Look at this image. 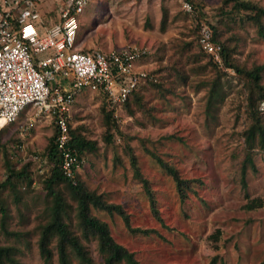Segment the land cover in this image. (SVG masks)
I'll use <instances>...</instances> for the list:
<instances>
[{"label":"rangeland","instance_id":"1","mask_svg":"<svg viewBox=\"0 0 264 264\" xmlns=\"http://www.w3.org/2000/svg\"><path fill=\"white\" fill-rule=\"evenodd\" d=\"M256 1L264 5V0ZM36 2L42 11L52 9L47 15L56 10L55 0ZM191 2L192 12L184 10L179 0H89L79 14L76 48L142 46L147 53L137 64L152 73L146 78L155 76L161 86H153L145 78L139 87L141 107L131 104L128 111L117 106L114 113L120 134L113 132L107 144L101 135L100 97L94 90L75 95L68 112L70 126L81 124V131L97 146L83 154L77 176L127 214L129 225L115 210L90 209L106 221L114 240L133 251L141 264H264V205L244 207L248 197L264 200L263 148H254V168H245L244 186L240 181L244 155L241 131L249 120L242 100L243 80L222 61L216 65L226 96L209 117L204 110V82L211 69H198L189 55L198 52L193 28L200 21L215 24L218 37L232 48L234 61L246 67L264 62V34L258 35L250 22L220 15L221 0ZM198 4L202 14H198ZM164 10L166 21L161 28ZM206 59L202 54L198 62ZM261 81L264 83V71ZM258 108L264 125V109ZM34 110V105L27 104L0 130V179L7 160L16 166L29 161L33 178V188L23 192L18 204L24 217L19 218L11 195L6 198L7 230L28 233L15 236L0 229V243H15L22 264H43L36 244V226L46 219L39 177L47 169L42 152L53 123L51 116L34 114ZM31 117L33 123L27 126ZM130 155L139 175L149 181L156 212H152L134 173ZM156 157L191 180L192 188L183 198ZM215 229L219 234L213 239L209 234ZM27 234L26 245L23 236ZM85 244L94 264H101L95 243ZM72 263L76 261L72 259ZM51 264H57L54 251Z\"/></svg>","mask_w":264,"mask_h":264},{"label":"trees","instance_id":"2","mask_svg":"<svg viewBox=\"0 0 264 264\" xmlns=\"http://www.w3.org/2000/svg\"><path fill=\"white\" fill-rule=\"evenodd\" d=\"M191 2V0H189ZM192 3V2H191ZM195 5V4H194ZM221 7H218L220 15L228 17L237 22L252 23L258 35L264 34V5L256 0H221ZM198 14H202L201 6L198 4ZM44 22L49 23L58 19L56 10L52 15H47L50 10L42 11L39 8ZM48 16V17H47ZM51 19L50 21L48 19ZM219 19H221L219 17ZM166 21V11L162 12L160 27L163 28ZM222 21V20H221ZM223 22V21H222ZM194 40L198 48V52L189 54L196 63V67L200 70L210 67L211 76L204 82L207 85L205 94V112L212 117L213 110L217 108L226 96L220 81V69L217 64L212 62L210 56L205 53L199 46L197 41L198 23L194 28ZM211 38L218 42L221 46L220 56L225 67H232L235 73L242 78L244 84V94L242 100L244 103L245 113L248 117L247 124L242 128L241 135L244 143V155L240 168L241 185L244 186V173L246 167L254 168L251 153L255 147L264 149V125L262 123L261 114L259 112V102L264 99V83L261 81V74L264 71V62L253 63L246 67L234 61L231 52L232 48L221 40L216 30L215 24L211 23ZM186 46L189 40H186ZM81 50H87L80 48ZM147 53V51H146ZM145 53V55H146ZM207 57L206 61L199 63L200 55ZM144 55V56H145ZM147 83L153 86H161V83L154 78H146ZM143 84V83H142ZM138 84L132 89L126 99L120 104L121 107L130 111L131 104L141 107V95L139 93ZM96 94L100 97L98 111L100 115V124L103 127L102 138L104 142L110 143L112 133H119L118 122L115 115L117 106H109L104 94L97 90ZM53 123V122H52ZM69 139L68 145L72 147L77 155L78 161L82 159L85 152L94 151L96 142L94 139L87 138L81 131V124L70 126L67 122ZM4 127V126H3ZM2 127L0 128V130ZM56 135V126L52 125V132L47 138V142L42 152V158H45L47 169L42 172L39 177L41 187L44 190L43 199L45 201L44 210L46 219L42 223H38L36 237L37 250L43 264H51L53 251L56 254L57 264H94L89 248L86 242H94L97 256L101 264H141L135 258L133 251L128 250L124 245L118 243L112 237L109 227L103 219L90 212L91 207L105 209L108 211H117L126 224L129 225L127 214L123 211L119 204L107 201L103 197V193L95 192V190L86 187V185L78 178L76 168H71L72 175H66L62 172L60 166V157L56 152L54 145V137ZM117 156L115 157V159ZM160 166L169 174L173 181L175 190L179 197L183 198L188 189L192 188L189 178L182 177L178 174L177 169L171 164L163 161L160 157H156ZM129 161L134 169V173L138 176L141 186L150 201L152 212H156L154 207L155 198L152 194L149 181L146 177L139 175L134 163V156L130 155ZM29 161L23 162L16 166L8 160L4 162L5 174L0 179V229L4 233H13L15 236L22 235L26 232L8 231L6 228V218L9 217V206L6 201L8 195H11L12 203L19 210V202L22 200V194L25 190L33 188V178L29 169ZM79 164V163H78ZM21 187L24 190H20ZM24 203V201H22ZM264 205V200L260 196L248 197L244 203V207L254 208ZM20 211V210H19ZM23 212L18 213L19 218L23 216ZM25 215V214H24ZM27 217V215H26ZM35 229V227H34ZM219 230L209 234L211 238H217ZM28 234L23 236L24 243L28 244ZM19 247L13 242L0 243V264H22L18 259L17 253Z\"/></svg>","mask_w":264,"mask_h":264},{"label":"built area","instance_id":"3","mask_svg":"<svg viewBox=\"0 0 264 264\" xmlns=\"http://www.w3.org/2000/svg\"><path fill=\"white\" fill-rule=\"evenodd\" d=\"M36 1L0 0V126L13 121L29 103L35 106L34 114L51 116L60 166L71 176V168L79 163L67 143L68 112L75 95L100 90L109 106H120L152 73L137 64L146 53L142 46L75 47L78 16L89 0H55L58 19L49 23L43 22ZM179 1L192 12L189 0ZM197 41L212 62L221 63V46L212 40L205 21L198 22ZM259 107L264 109V99ZM32 123L33 117L27 126Z\"/></svg>","mask_w":264,"mask_h":264},{"label":"crops","instance_id":"4","mask_svg":"<svg viewBox=\"0 0 264 264\" xmlns=\"http://www.w3.org/2000/svg\"><path fill=\"white\" fill-rule=\"evenodd\" d=\"M43 19V18H42ZM49 21L51 20L50 18L48 19ZM43 22H44V19H43ZM44 23H46V22H44ZM12 122V121H11ZM8 123H10V122H8ZM4 126V124L2 125V126H0V128L1 127H3Z\"/></svg>","mask_w":264,"mask_h":264}]
</instances>
